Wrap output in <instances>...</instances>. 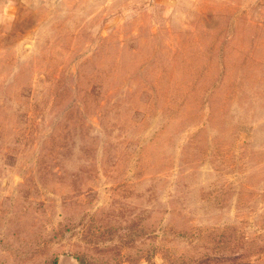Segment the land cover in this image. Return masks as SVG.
<instances>
[{
    "label": "rangeland",
    "instance_id": "374dc122",
    "mask_svg": "<svg viewBox=\"0 0 264 264\" xmlns=\"http://www.w3.org/2000/svg\"><path fill=\"white\" fill-rule=\"evenodd\" d=\"M264 264V0H0V264Z\"/></svg>",
    "mask_w": 264,
    "mask_h": 264
},
{
    "label": "trees",
    "instance_id": "16d2710c",
    "mask_svg": "<svg viewBox=\"0 0 264 264\" xmlns=\"http://www.w3.org/2000/svg\"><path fill=\"white\" fill-rule=\"evenodd\" d=\"M55 261H56V260L54 259V260H53L54 264H55Z\"/></svg>",
    "mask_w": 264,
    "mask_h": 264
}]
</instances>
